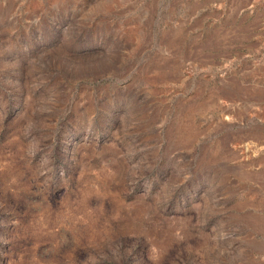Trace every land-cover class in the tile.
Instances as JSON below:
<instances>
[{
    "label": "rangeland",
    "instance_id": "obj_1",
    "mask_svg": "<svg viewBox=\"0 0 264 264\" xmlns=\"http://www.w3.org/2000/svg\"><path fill=\"white\" fill-rule=\"evenodd\" d=\"M0 264H264V0H0Z\"/></svg>",
    "mask_w": 264,
    "mask_h": 264
}]
</instances>
